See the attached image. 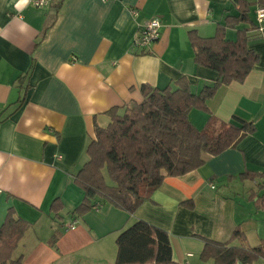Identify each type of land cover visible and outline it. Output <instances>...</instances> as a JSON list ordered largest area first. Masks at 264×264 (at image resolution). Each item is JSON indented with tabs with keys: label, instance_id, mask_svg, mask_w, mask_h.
<instances>
[{
	"label": "crops",
	"instance_id": "0c3cea01",
	"mask_svg": "<svg viewBox=\"0 0 264 264\" xmlns=\"http://www.w3.org/2000/svg\"><path fill=\"white\" fill-rule=\"evenodd\" d=\"M257 7H250L251 21ZM236 12L232 0H63L41 36L52 19L48 6L0 0V225L8 208L28 222L13 258L114 264L118 233L139 219L167 232L177 264H213L200 259L204 239L226 242L236 228L245 239L234 246L264 241V205L257 201L264 194V32L255 28L247 32L248 47L258 59L245 79L220 86L205 100L206 111L188 113L195 128L211 133L234 116L254 131L235 147L205 154L197 169L165 176L133 213L106 201L73 213L83 199L74 176L87 161L94 126L110 122L109 109L140 102L142 84L174 87L182 76L193 92L211 84L218 75L194 62L188 32L211 37ZM152 17L161 21L159 38L141 51L133 40ZM235 33L227 29L225 37ZM245 172L259 175L241 179ZM55 200L58 212L51 210Z\"/></svg>",
	"mask_w": 264,
	"mask_h": 264
},
{
	"label": "trees",
	"instance_id": "16d2710c",
	"mask_svg": "<svg viewBox=\"0 0 264 264\" xmlns=\"http://www.w3.org/2000/svg\"><path fill=\"white\" fill-rule=\"evenodd\" d=\"M63 0H50L52 19L47 20L41 36L52 25ZM236 14H228L218 24L215 34L201 37L195 30L188 32L194 62L217 73V78L193 92L185 76L164 88L142 84L140 102L131 101L122 108L107 111L110 122L105 127L94 126L95 138L85 150L87 161L74 176L75 184L83 191L81 203L73 210L83 215L99 201L133 213L150 198L165 176H180L204 163V155H217L235 147L255 129L252 122L236 116L217 133L195 128L188 119L190 109L206 111L205 100L222 85L241 82L258 59L248 47L247 32L255 28L249 18L253 5L264 6V0H232ZM248 23V28L240 24ZM227 29H235V39L225 37ZM122 109V111H120ZM120 111V112H119ZM259 174L245 172L241 179ZM257 201L264 205V194ZM191 202L188 205L191 206ZM62 204L55 200L51 210L58 212ZM28 222L8 208L0 225V264H23L22 257H12L24 235ZM244 241L236 228L230 239L218 242L204 239L200 253L202 261L213 264H252L264 257V241L254 247L234 246L233 240ZM117 252L114 264H177L171 256L168 234L144 220H136L121 230L115 240Z\"/></svg>",
	"mask_w": 264,
	"mask_h": 264
},
{
	"label": "built area",
	"instance_id": "2783aa9c",
	"mask_svg": "<svg viewBox=\"0 0 264 264\" xmlns=\"http://www.w3.org/2000/svg\"><path fill=\"white\" fill-rule=\"evenodd\" d=\"M30 4L34 7L44 8L49 5L50 0H29ZM133 16L137 15L135 8L130 9ZM256 30L262 34L264 32V6H258L255 11ZM161 21L158 17H152L145 20L139 25L133 40V46L141 51L147 50L158 38ZM74 222L69 224L68 227H73ZM191 256V254H187Z\"/></svg>",
	"mask_w": 264,
	"mask_h": 264
},
{
	"label": "clouds",
	"instance_id": "9594fccd",
	"mask_svg": "<svg viewBox=\"0 0 264 264\" xmlns=\"http://www.w3.org/2000/svg\"><path fill=\"white\" fill-rule=\"evenodd\" d=\"M22 2L26 4L28 2V0H22Z\"/></svg>",
	"mask_w": 264,
	"mask_h": 264
},
{
	"label": "rangeland",
	"instance_id": "374dc122",
	"mask_svg": "<svg viewBox=\"0 0 264 264\" xmlns=\"http://www.w3.org/2000/svg\"><path fill=\"white\" fill-rule=\"evenodd\" d=\"M129 214V213H128Z\"/></svg>",
	"mask_w": 264,
	"mask_h": 264
}]
</instances>
